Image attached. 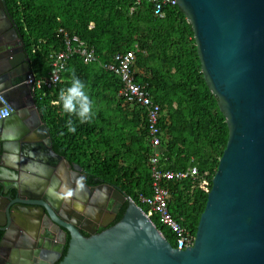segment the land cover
Wrapping results in <instances>:
<instances>
[{"label": "water", "instance_id": "water-1", "mask_svg": "<svg viewBox=\"0 0 264 264\" xmlns=\"http://www.w3.org/2000/svg\"><path fill=\"white\" fill-rule=\"evenodd\" d=\"M177 2L193 26L205 79L218 96L229 127L228 143L194 244L184 249L173 246L126 192L106 182L89 185L83 167L54 150L36 92L27 82L31 59L24 37L0 0V93L13 108L0 120V132L10 120L19 128L15 139L28 134L35 140L32 146L39 165L49 160L60 164L63 173L58 181L65 186L66 195H74L84 208L71 219L49 205L53 199L45 192L43 179L33 184L26 172L21 183L8 184L0 178V248L5 251L0 264H7L12 250L7 240L13 230L18 231L16 207L39 210L34 227L38 249L31 255L34 264L52 261L54 251L46 236L50 223L60 230L61 243L70 233L67 253L58 264H264V0ZM7 30L11 35L4 38ZM0 145L8 147L2 140ZM125 202L122 218L107 227ZM99 226L105 229L97 232ZM17 261L23 262V258Z\"/></svg>", "mask_w": 264, "mask_h": 264}, {"label": "trees", "instance_id": "trees-1", "mask_svg": "<svg viewBox=\"0 0 264 264\" xmlns=\"http://www.w3.org/2000/svg\"><path fill=\"white\" fill-rule=\"evenodd\" d=\"M136 1L6 0L24 37L31 68L39 76L48 75L51 57L66 48L67 36H79L94 50L95 59L90 62L82 54H74L60 83L36 91L54 150L81 165L89 185L106 182L126 192L176 247L175 232L160 223L158 215L140 199V194L153 193V149L146 114L118 95L122 79L105 65L114 62L116 53L139 48L136 80L147 84L162 108L160 164L173 170L199 169L195 179L169 182V209L194 236L228 143L229 127L218 96L205 79L194 29L185 12L178 4H165L161 15L152 0ZM73 75L86 84L94 102V114L83 122L76 114L65 112L59 99ZM72 126L75 131L69 130ZM204 179L207 188L201 186ZM127 204L122 205L114 223L122 218Z\"/></svg>", "mask_w": 264, "mask_h": 264}, {"label": "built area", "instance_id": "built-area-1", "mask_svg": "<svg viewBox=\"0 0 264 264\" xmlns=\"http://www.w3.org/2000/svg\"><path fill=\"white\" fill-rule=\"evenodd\" d=\"M141 1L142 0H137L136 4H140ZM152 1L155 3L157 12L159 13L165 4H178L177 0ZM61 31H64V29H61ZM138 50L139 48H136L126 52L116 53L114 55V62L106 64L105 67L112 70L122 79L123 84L119 89L118 95L127 99L128 102L134 103L142 108L147 117L150 145L153 149V153L150 157L153 193L150 196L140 194V199L150 206V209L158 215L160 223L175 232L177 237L176 247L184 249L194 244L196 236H194L189 229L184 228L173 217L169 209V182L175 179H195L199 175V169L197 166H189L186 169L173 170L161 166L159 146L162 141V129L160 126L162 108L159 103L153 100L147 87L136 80V70L134 66L136 52ZM77 53L82 54L86 62L95 59L94 50L90 49L86 42L81 40L79 36H67L66 48L60 50L51 57L48 75L39 76L37 70L31 68L27 82L32 84L35 92L44 90L46 87H55L62 81V73L67 61ZM12 112L13 108L6 100L5 96L0 93V120L8 117ZM201 186L207 188L208 181L204 179Z\"/></svg>", "mask_w": 264, "mask_h": 264}, {"label": "flooded vegetation", "instance_id": "flooded-vegetation-1", "mask_svg": "<svg viewBox=\"0 0 264 264\" xmlns=\"http://www.w3.org/2000/svg\"><path fill=\"white\" fill-rule=\"evenodd\" d=\"M2 1L7 7L6 0ZM7 33L8 30L6 31V34ZM10 35L11 34L8 33L4 38H7ZM1 37L3 38L2 35ZM4 125H6L5 128L0 132V142L2 140L8 147L6 149L3 145H0V152H2V154L0 153V165L2 166V168L0 167V178L8 184L21 183V180L23 179L22 174L26 172L31 176L29 180L33 182V184L37 183L38 179H43L46 183L45 192L47 191L48 196L53 199V204L52 202H48L49 205H55L60 211H63L64 214L69 215L71 219H76V212H82L81 210H84V208L76 202L74 195H66L65 186L62 182H59L62 180L60 176V173H63L62 166L60 164H52V161L49 160V162H44V165L41 167L39 165L40 160L38 159V155L32 146L36 141L30 138L28 134L21 137V139H15L16 132L19 128L14 127L13 121L10 120L5 121ZM43 167H46L47 170L43 169ZM43 171H46V174H41ZM115 202L116 201L113 202L111 208H113ZM121 207L119 208V211ZM37 215H39V210L37 208H15L14 223L18 231L14 232L13 230V233L11 232L12 234L7 240V244L11 246L9 247L10 250L12 249L10 254H8V257H6L7 264H34L33 260H31V258H33L31 255H33V251L34 253L37 251V244L39 243L38 240L34 238V227L36 224V221L34 222V220ZM102 220L105 221L106 217H103ZM115 220L116 218L111 221L107 227L113 225ZM54 227L53 223H50V226L46 225V228H48L50 232L49 235H47L46 232L47 241H51L49 248L51 251H54L52 261L44 259V262L48 264H58V262L63 259V255L67 250V245L70 240V233L68 232L66 242L61 243L58 239L61 236L60 230L53 229ZM104 229L105 227L99 226L97 232ZM83 233L86 236L90 235V233L84 230ZM2 234L3 232L0 231V237H2ZM56 244L58 246H55ZM21 249L24 250V253L20 251ZM4 253L5 251L0 248V257H3ZM21 257L23 258V262L19 263L17 260L21 259ZM10 261H12V263Z\"/></svg>", "mask_w": 264, "mask_h": 264}, {"label": "clouds", "instance_id": "clouds-1", "mask_svg": "<svg viewBox=\"0 0 264 264\" xmlns=\"http://www.w3.org/2000/svg\"><path fill=\"white\" fill-rule=\"evenodd\" d=\"M59 99L62 102L63 110L67 113L76 114L81 121H86L94 114L93 101L90 99L86 91V84L79 78L73 75L70 85L66 89H61ZM70 131H75L72 126Z\"/></svg>", "mask_w": 264, "mask_h": 264}, {"label": "crops", "instance_id": "crops-1", "mask_svg": "<svg viewBox=\"0 0 264 264\" xmlns=\"http://www.w3.org/2000/svg\"><path fill=\"white\" fill-rule=\"evenodd\" d=\"M86 62V61H85ZM90 62V61H89ZM109 63H113V62H109ZM134 68H135V66H134ZM108 69V68H107ZM110 70V69H109ZM136 70V69H135ZM112 71V70H111ZM116 74V73H115ZM141 84H143V83H141ZM143 85H145L146 87H147V84H143ZM147 89H148V87H147ZM150 92V91H149ZM151 94V93H150ZM152 96V95H151Z\"/></svg>", "mask_w": 264, "mask_h": 264}, {"label": "bare ground", "instance_id": "bare-ground-1", "mask_svg": "<svg viewBox=\"0 0 264 264\" xmlns=\"http://www.w3.org/2000/svg\"><path fill=\"white\" fill-rule=\"evenodd\" d=\"M34 217V216H33ZM30 219V218H29ZM32 219V218H31ZM36 220H34V222H35ZM35 224V223H34ZM9 239V238H8ZM9 243V242H8Z\"/></svg>", "mask_w": 264, "mask_h": 264}]
</instances>
